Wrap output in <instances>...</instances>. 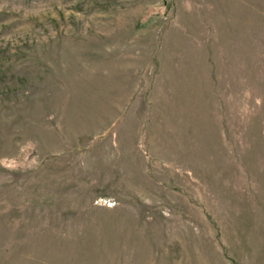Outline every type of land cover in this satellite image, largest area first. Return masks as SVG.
I'll return each instance as SVG.
<instances>
[{
  "label": "rangeland",
  "instance_id": "obj_1",
  "mask_svg": "<svg viewBox=\"0 0 264 264\" xmlns=\"http://www.w3.org/2000/svg\"><path fill=\"white\" fill-rule=\"evenodd\" d=\"M0 264H264V0H0Z\"/></svg>",
  "mask_w": 264,
  "mask_h": 264
}]
</instances>
